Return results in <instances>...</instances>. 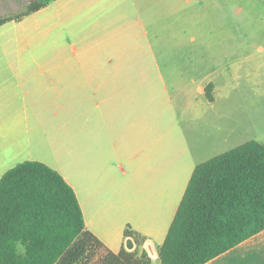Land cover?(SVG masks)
Returning <instances> with one entry per match:
<instances>
[{
  "label": "crops",
  "instance_id": "0c3cea01",
  "mask_svg": "<svg viewBox=\"0 0 264 264\" xmlns=\"http://www.w3.org/2000/svg\"><path fill=\"white\" fill-rule=\"evenodd\" d=\"M142 1L116 5L121 13L101 26L106 36L80 39V50L49 53L45 65L0 67V179L23 162L48 166L74 191L88 232L118 253L128 240L135 248L123 235L129 228L153 261L194 168L231 150L202 158L237 133L228 106L243 98L241 72L252 57L223 52L222 70L200 77L196 67L161 68L147 36L144 9L148 13L150 5ZM129 7L134 17L126 20ZM176 7L153 4L155 11ZM196 11H189L188 36L179 29L169 41L196 44ZM254 55V71L263 70L264 51ZM254 83L262 84L264 96V81ZM255 114L252 121L264 126ZM199 122L204 132L188 137L182 123ZM206 264H264V230Z\"/></svg>",
  "mask_w": 264,
  "mask_h": 264
},
{
  "label": "trees",
  "instance_id": "16d2710c",
  "mask_svg": "<svg viewBox=\"0 0 264 264\" xmlns=\"http://www.w3.org/2000/svg\"><path fill=\"white\" fill-rule=\"evenodd\" d=\"M55 1L31 0L0 27ZM263 230L264 145L251 140L194 168L157 261L206 264ZM123 235L135 248L108 250L86 230L72 188L42 163L23 162L0 179V264H153L129 228Z\"/></svg>",
  "mask_w": 264,
  "mask_h": 264
},
{
  "label": "rangeland",
  "instance_id": "374dc122",
  "mask_svg": "<svg viewBox=\"0 0 264 264\" xmlns=\"http://www.w3.org/2000/svg\"><path fill=\"white\" fill-rule=\"evenodd\" d=\"M30 1L0 0V18L24 13ZM142 2L150 5L148 13L146 8L144 9L148 17L147 36L154 51L158 52L157 61L161 68H182L187 71L191 68V71H194L196 67L195 74L200 77L210 71L222 70V66L218 63L223 52L229 54L238 52L240 55L252 57L245 61L241 72L242 79L238 91L243 98L239 99L237 104L232 98L228 106L229 125L231 126L236 120L237 133L230 134L227 143H223L220 148L213 146L207 150L202 158L214 157L220 151H227L250 140L264 143V126L252 121L257 111L261 117H264L262 84H259L260 88H258L254 83V81L260 83L264 81V69L258 71L253 69L254 63L258 62V59H255L258 55L254 54L260 49L264 51V0H143ZM137 3H141V0L52 2L39 12L23 18L20 23H8L0 27V67L45 65L49 53L80 50L84 46L80 43V39L88 37L87 41H94L106 36L101 26L110 17L115 18L121 13L116 5L132 6ZM153 4H176L175 9L179 10L169 11L159 8L155 11ZM194 6L197 9L195 33L197 42L195 45L182 43L178 47L175 42L169 41L170 37L178 35L179 29L182 31L185 29L188 36V15L189 11H193ZM138 12L139 10L135 13ZM132 14L134 17L133 8L129 7L127 12L129 18L126 20H131ZM155 14L158 15L157 18ZM132 22L134 23V20ZM184 23L187 26H184ZM179 24L181 26H178ZM190 29L193 33V26ZM133 32L139 36L143 33L135 26ZM145 44L143 42V45ZM132 50H135V47ZM161 52L166 54L164 59L160 58ZM254 73L257 74L256 77H253ZM221 104L222 101H218L217 110ZM181 126L188 137L204 132L201 122L189 127L186 123H182ZM194 159L198 160L195 155ZM152 262L158 264L157 260Z\"/></svg>",
  "mask_w": 264,
  "mask_h": 264
},
{
  "label": "water",
  "instance_id": "95a60500",
  "mask_svg": "<svg viewBox=\"0 0 264 264\" xmlns=\"http://www.w3.org/2000/svg\"><path fill=\"white\" fill-rule=\"evenodd\" d=\"M126 249H127L128 251H130V250L133 249V244H132V242H131L130 240H128V241L126 242Z\"/></svg>",
  "mask_w": 264,
  "mask_h": 264
},
{
  "label": "built area",
  "instance_id": "2783aa9c",
  "mask_svg": "<svg viewBox=\"0 0 264 264\" xmlns=\"http://www.w3.org/2000/svg\"><path fill=\"white\" fill-rule=\"evenodd\" d=\"M152 259V257H150Z\"/></svg>",
  "mask_w": 264,
  "mask_h": 264
}]
</instances>
